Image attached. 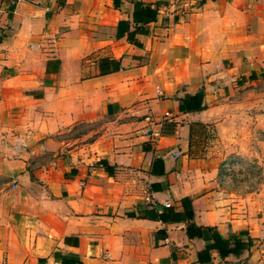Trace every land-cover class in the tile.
<instances>
[{
    "label": "crops",
    "instance_id": "0c3cea01",
    "mask_svg": "<svg viewBox=\"0 0 264 264\" xmlns=\"http://www.w3.org/2000/svg\"><path fill=\"white\" fill-rule=\"evenodd\" d=\"M137 1L157 14L128 38ZM263 82L264 0H1L0 264H200L208 227L251 240L208 264H264V213L217 177L264 127L222 101ZM190 97L202 108L180 109ZM83 125L89 139L66 137ZM183 197L201 238L144 216Z\"/></svg>",
    "mask_w": 264,
    "mask_h": 264
},
{
    "label": "rangeland",
    "instance_id": "374dc122",
    "mask_svg": "<svg viewBox=\"0 0 264 264\" xmlns=\"http://www.w3.org/2000/svg\"><path fill=\"white\" fill-rule=\"evenodd\" d=\"M255 91L258 92L255 97L237 93L223 100L228 108L222 111V115L224 114L222 118H227L233 125L242 124V121L243 126L247 125L248 129L254 126L250 120L255 118H257L256 123L264 125V82ZM238 104L241 107L230 108ZM92 133L91 127L83 125L68 132L66 137L75 138L84 135L86 137L84 139L87 140L93 135ZM249 134L250 132L244 138L242 146L237 145V149L232 150L231 154L219 163L217 177L220 185L237 191L241 198L245 199L246 208H251L250 205H253V210L257 211L258 208L261 216L264 213V127L260 126L252 134L253 137ZM211 135H217L216 128L211 131ZM3 182L0 177V186Z\"/></svg>",
    "mask_w": 264,
    "mask_h": 264
},
{
    "label": "trees",
    "instance_id": "16d2710c",
    "mask_svg": "<svg viewBox=\"0 0 264 264\" xmlns=\"http://www.w3.org/2000/svg\"><path fill=\"white\" fill-rule=\"evenodd\" d=\"M157 14V6L151 3L137 1L135 3V9L132 14V21L135 25V29L128 34L131 37V33L138 30V26L155 20ZM123 22H120V25ZM127 25V24H126ZM118 36H122V31ZM131 39V38H130ZM99 72L101 74L116 71L118 69V62L113 59H102L99 64ZM193 102H184V106L180 105V109H201V99L197 97H190ZM154 162L162 165L160 159H156ZM100 166L110 169V167L102 160H99ZM183 211L181 213L174 211L172 206H163L161 210L156 207H152L145 210L144 216L150 219H159L162 222H178L186 221V234L189 239L201 238L202 237V227L191 222L193 218V208L191 205V200L188 197H183L180 200ZM211 239L210 242L205 245V247L197 252L198 262L200 264H208L210 261V255L212 251H215L221 258H225L229 255L240 256L244 250H248L251 245V240L248 238L247 241H243L238 237L233 236H223L219 234L214 227L207 228ZM243 234V233H239ZM61 260V264H82L74 256H64L56 254Z\"/></svg>",
    "mask_w": 264,
    "mask_h": 264
},
{
    "label": "water",
    "instance_id": "95a60500",
    "mask_svg": "<svg viewBox=\"0 0 264 264\" xmlns=\"http://www.w3.org/2000/svg\"><path fill=\"white\" fill-rule=\"evenodd\" d=\"M22 7H23L24 9H26V10H30V8H32V7H31L30 5H28V4H24ZM211 257L214 259V254H212ZM216 264H218V263H216Z\"/></svg>",
    "mask_w": 264,
    "mask_h": 264
},
{
    "label": "built area",
    "instance_id": "2783aa9c",
    "mask_svg": "<svg viewBox=\"0 0 264 264\" xmlns=\"http://www.w3.org/2000/svg\"><path fill=\"white\" fill-rule=\"evenodd\" d=\"M0 5H1V0H0ZM166 115H168V113H166ZM24 147H26L27 145L25 143L22 144Z\"/></svg>",
    "mask_w": 264,
    "mask_h": 264
}]
</instances>
